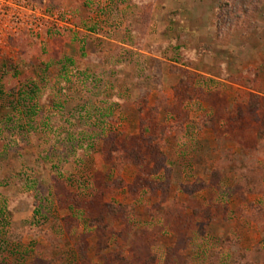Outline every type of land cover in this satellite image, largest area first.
I'll use <instances>...</instances> for the list:
<instances>
[{
	"label": "rangeland",
	"instance_id": "1",
	"mask_svg": "<svg viewBox=\"0 0 264 264\" xmlns=\"http://www.w3.org/2000/svg\"><path fill=\"white\" fill-rule=\"evenodd\" d=\"M0 4V264H264V0Z\"/></svg>",
	"mask_w": 264,
	"mask_h": 264
},
{
	"label": "trees",
	"instance_id": "2",
	"mask_svg": "<svg viewBox=\"0 0 264 264\" xmlns=\"http://www.w3.org/2000/svg\"><path fill=\"white\" fill-rule=\"evenodd\" d=\"M75 52H76V57L75 59H77L78 57H81L83 55V50L84 47L76 45L75 48ZM76 61L69 58L68 56H61L55 60H50L47 61L45 64H43L42 67V71L43 73L47 74V71L54 68L57 70L58 72V79L60 81V84L63 86L65 83H69L70 82V75L68 72V68H73L75 66ZM5 70L6 72L3 73V75H0V94L2 95V93H4V90H7L9 93L12 94L13 90L15 89L16 86H18V90L19 94H21V96H27L29 100H31L33 102L34 99H36V97L39 95L41 98L44 97V93H41V85H40V78L38 76L39 72L38 69L36 67H31L29 66V64H25L23 62L21 63H5ZM11 82V83H10ZM13 84L12 85H7V84ZM8 92L6 94H8ZM27 115V114H26ZM141 133H145L147 130L146 129H140ZM101 131L99 132L98 135H101ZM93 144H91L92 146ZM93 147V146H92ZM87 149V148H85ZM112 165V164H110ZM63 177V174H62ZM62 180V181H61ZM59 180L60 183H64L66 180V178L63 180L61 179ZM59 183V184H60ZM57 183H55V181H53V183H51L50 185L47 186V189L45 190H40V196H42V198L39 199V197H37L36 199H34V204L37 205V210H35V215H41L42 218H46V209L43 203H45L47 200L50 201V198H53L55 196H57ZM48 201V202H49ZM109 213L111 214V216L116 217L118 216L121 212L124 216H126L129 212L119 206H115L112 204H107L106 205ZM94 220V219H93ZM100 221H92L91 222V230L93 231H97V228L100 226ZM80 256L81 258H85V252L80 250ZM48 262H50L51 264H53V260L48 258ZM19 264V263H18ZM36 264H42V263H36Z\"/></svg>",
	"mask_w": 264,
	"mask_h": 264
},
{
	"label": "built area",
	"instance_id": "3",
	"mask_svg": "<svg viewBox=\"0 0 264 264\" xmlns=\"http://www.w3.org/2000/svg\"><path fill=\"white\" fill-rule=\"evenodd\" d=\"M12 1V0H11ZM24 3V2H23ZM1 5V4H0ZM2 6V5H1ZM0 6V20H2L3 18L5 19H11L14 22L18 21L19 19V15H18V11H17V6H13L14 10L12 8H6L4 9L3 6ZM71 20V15L69 13L66 14L65 16V22H68ZM7 30H5L1 25H0V36L7 34Z\"/></svg>",
	"mask_w": 264,
	"mask_h": 264
},
{
	"label": "crops",
	"instance_id": "4",
	"mask_svg": "<svg viewBox=\"0 0 264 264\" xmlns=\"http://www.w3.org/2000/svg\"><path fill=\"white\" fill-rule=\"evenodd\" d=\"M116 206L122 207V208L126 209L128 212H131V207L132 206H130V205H123V204L119 205V204H117ZM121 259H123L124 261H127L129 258L128 257H124V258H121Z\"/></svg>",
	"mask_w": 264,
	"mask_h": 264
}]
</instances>
